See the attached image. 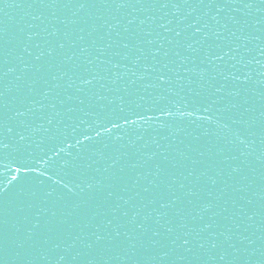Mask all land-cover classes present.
<instances>
[{
	"label": "snow or ice",
	"instance_id": "obj_1",
	"mask_svg": "<svg viewBox=\"0 0 264 264\" xmlns=\"http://www.w3.org/2000/svg\"><path fill=\"white\" fill-rule=\"evenodd\" d=\"M25 2L29 9L49 10L53 15L58 10H67L73 16L85 13L89 17L101 11L125 13L126 23L112 16L115 24L105 19L100 24L87 25V29L80 28L81 32L87 31V41L85 36L79 37L84 43L78 53L68 50L77 47L76 41L70 39L71 32L53 28L49 35L55 42L46 40V50L34 54L31 42L38 34L15 25L9 27L0 20V165L3 167L10 166L6 163L9 159L18 169L32 167L20 155L23 144L41 130L52 133L42 124H35L36 113L45 108L55 110L58 104L64 107L74 98L84 104L79 94L87 90V95H96L97 84L105 88L101 83L105 80L115 84L121 79L119 69L122 67L136 77L124 86L129 97L136 94L137 81L145 80L149 72L155 74L159 84H168L173 64L200 80H215L220 76L225 82L222 87L229 81L238 82L247 86L244 91L259 96L260 125L264 129V0ZM7 7H20V3L0 0V14L6 16ZM34 47L40 49L41 45ZM91 51L99 54L95 60L88 58ZM254 52L261 59L253 56ZM149 57L151 65L141 64ZM14 61L22 64L19 74H16ZM120 61H128L132 67ZM238 64L245 69L258 65L256 76L259 78L254 79L252 71H246L243 76L224 71V65L235 69ZM135 68L142 71H134ZM61 81H65L66 87ZM154 86L145 85L146 88ZM69 89H74L77 95L74 97ZM231 94L238 96L240 91ZM97 99L106 97L99 95ZM119 99L120 104L115 106L120 113L124 112V105L130 109L141 107L135 100L125 103L123 96ZM112 105V101L90 104L92 110L85 114L115 112ZM73 110L67 107L68 112ZM147 110L166 111L158 105ZM256 110L245 109L249 116L243 123L249 133L255 125ZM133 114L144 118L139 112ZM167 114L173 115L171 110H167ZM55 115L59 116L60 112L55 111ZM120 118L125 123L130 121L127 115ZM48 123L51 124L52 119ZM131 123L136 121L131 120ZM114 126L118 125L114 123ZM235 135L246 149L251 147L238 132ZM181 156L183 160H190V165L185 166L167 155L156 162L155 153L144 154L143 165L136 159V153L130 154L119 168H116L118 161H114L109 168L115 170L89 184L87 198L59 216L56 212L46 215L44 209L36 207L34 200H21L11 211L0 203V253L10 248L21 258V264H264V228L257 229L260 235L251 239L238 235L234 228L239 229L240 225L233 224L237 214L248 221L264 218V170L257 185L254 168L245 172L233 167L229 174L231 184L217 190L222 183L223 170L211 174L212 168L205 161ZM149 162H153L148 172L152 179L148 180L150 187L142 189L148 194L145 196L134 190L139 179L133 180L132 174ZM181 167L187 175L178 173ZM261 168L264 169V153ZM104 171L108 172V168ZM249 175L253 179L249 180ZM181 177L188 183H182ZM242 181H249L248 188L257 185L259 190L251 197H236L234 193L244 191L240 187ZM228 188L233 189V194ZM229 204L237 208L238 213L230 212ZM17 212L24 214L23 223L16 219Z\"/></svg>",
	"mask_w": 264,
	"mask_h": 264
},
{
	"label": "water",
	"instance_id": "obj_2",
	"mask_svg": "<svg viewBox=\"0 0 264 264\" xmlns=\"http://www.w3.org/2000/svg\"><path fill=\"white\" fill-rule=\"evenodd\" d=\"M17 2L20 3V7H7V15L0 14V20L9 27L15 25L17 28L37 33L38 35L34 36L31 42L33 45L31 50L34 54L46 50V40L55 42V38L49 35L53 28L60 29L61 32H71L70 39L76 41L77 47H70L68 50L78 53L79 46L84 43L79 40V37L85 36V42L87 41V31L81 32L80 28L87 29V25L100 24L105 19L113 24L116 23V19L122 24L126 23L125 13L108 14L101 11L89 17L85 13L73 16L67 10H58L53 15L49 10L29 9L25 0H17ZM112 16L116 19H112ZM128 18L131 17L128 16ZM85 20L87 24L84 23ZM29 25L32 27L29 28ZM35 44H40L41 48H35ZM97 55L99 54L91 51L88 58L95 60ZM253 56L261 59L256 52ZM249 58L251 57L246 59ZM25 59H27L26 54ZM115 59L119 60V57ZM95 63L98 65L99 61ZM120 63L132 67L128 61H120ZM144 63L151 65V58L141 61V64ZM14 66L17 68L16 74H19L21 62L14 61ZM191 66L186 65V67ZM170 67L174 71L168 73L170 77L168 84H159L155 80V74L149 72L145 80L137 81L134 86L136 89L134 96L129 97L124 91V86L136 77H133L127 68L122 67L119 69L121 79L115 84L105 80L101 82L106 85L105 88H100L97 84L96 95H87V90L79 94L84 104H80L74 98L64 107L58 104L55 110L45 108L43 112L36 113L35 124H42L52 133L48 134L41 130L23 144L20 155L24 161L32 165L28 170L18 169L16 164H11V159L6 161L9 167L0 165V203L11 211L21 200H34L36 207L44 209L46 215L56 212L59 216L87 198L90 191L89 184H94L96 179L109 176L115 170L109 168V165L118 161L116 168H119L132 153H136V159L141 165H143L144 154L152 153L156 154V162L163 155H167L185 166L190 165V160H183L181 154L191 159L203 160L211 166V174L223 170L222 183L217 186V190L224 184H231L229 174L233 167H240L245 172L252 167L255 169L253 175L258 185L261 171L264 170L261 168L264 129L260 125L259 96L255 97L244 91L247 86L235 81H229L226 87H222L225 82L220 76H217L215 80L210 78L200 80L196 75L186 73L177 64ZM258 70L259 66L255 64L250 65L248 69L239 64L235 69L224 65L225 72L231 71L240 76H243L246 71H252L254 79L259 78L256 76ZM134 71H142V68H135ZM10 79L14 77L10 76ZM65 81L61 83L66 87ZM148 84L155 86L146 88L145 85ZM217 88H221V91L217 92ZM107 89L112 91L109 92ZM237 90L240 91V95L231 94ZM68 91L74 97L77 95L74 89ZM99 95L105 96L106 99L98 100ZM121 96L124 97L125 103L135 100L141 107L133 106L130 109L124 105L125 110L120 113L115 105L120 104ZM141 97L143 99H140ZM61 98L66 99V97ZM108 101L113 102L115 112L109 110L103 113L85 114L92 110L89 107L90 104H108ZM157 105L165 108L166 111L161 113L157 110H147L155 109ZM67 107H72L74 110L68 112ZM246 108L257 109L254 113L255 125L251 133L243 123L249 116L245 112ZM167 110H171L173 115L169 116ZM55 111H59L60 115L56 116ZM134 112L141 113L144 118L134 115ZM125 115L130 116L128 123L120 118ZM148 117L152 119L149 120ZM49 119H52L51 124L48 123ZM131 120H135L136 123L132 124ZM113 122L118 126H114ZM237 132L246 143H251L250 148L246 149L239 143L235 135ZM152 163L138 167L132 174L133 180L139 179V185L134 190L141 195H148L143 193L142 189L150 187L148 180L152 177L148 176V172L152 170ZM106 168L108 172L104 171ZM177 171L187 175L183 167L178 168ZM136 173L142 175L137 176ZM191 179L190 177L189 180ZM251 179L253 176L249 175V180ZM181 182L188 183L183 180V177ZM248 184L249 181H242L240 187L244 191L234 195L251 197L253 192L259 190L257 185L248 188ZM228 192L233 194V189L228 188ZM49 193L51 195H48ZM136 203H140L139 199ZM239 203L243 204L244 201ZM228 207L230 212L238 213V209L233 208L231 204ZM23 215V213H16V219L21 223H23ZM233 224L240 225L239 229L234 228L238 235L243 234L256 239L260 235L257 229L264 228V218L256 217L254 221H248L246 217L237 214ZM249 224L252 227H249ZM0 260L3 264H21V258L10 248L0 253Z\"/></svg>",
	"mask_w": 264,
	"mask_h": 264
}]
</instances>
